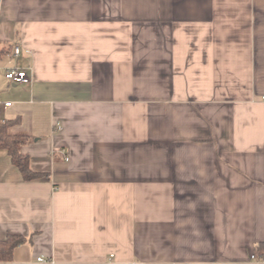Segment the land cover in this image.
<instances>
[{"label": "crops", "instance_id": "0c3cea01", "mask_svg": "<svg viewBox=\"0 0 264 264\" xmlns=\"http://www.w3.org/2000/svg\"><path fill=\"white\" fill-rule=\"evenodd\" d=\"M1 87L0 264H264V0H0Z\"/></svg>", "mask_w": 264, "mask_h": 264}, {"label": "trees", "instance_id": "16d2710c", "mask_svg": "<svg viewBox=\"0 0 264 264\" xmlns=\"http://www.w3.org/2000/svg\"><path fill=\"white\" fill-rule=\"evenodd\" d=\"M0 107V151L5 150L10 155L13 163L20 169L24 179L33 180L44 176V173L35 172L30 167V157L22 152L25 144L30 142L27 135L12 134L9 129L12 121L2 118ZM27 241L21 235H8L5 240H0V261H10L13 258L14 249ZM255 255L258 259H264V242L256 248Z\"/></svg>", "mask_w": 264, "mask_h": 264}, {"label": "built area", "instance_id": "2783aa9c", "mask_svg": "<svg viewBox=\"0 0 264 264\" xmlns=\"http://www.w3.org/2000/svg\"><path fill=\"white\" fill-rule=\"evenodd\" d=\"M15 54H20V48L16 47ZM6 77L11 80L14 83H23L28 84L31 81L30 76L25 70L19 69V68H10L6 72ZM264 99V95H263ZM10 102H7L6 105H10ZM252 259H257V256L255 254H252ZM40 261H45L43 257H39ZM264 262V259H257Z\"/></svg>", "mask_w": 264, "mask_h": 264}, {"label": "rangeland", "instance_id": "374dc122", "mask_svg": "<svg viewBox=\"0 0 264 264\" xmlns=\"http://www.w3.org/2000/svg\"><path fill=\"white\" fill-rule=\"evenodd\" d=\"M2 83H3V79H2ZM0 90H3V92H4L5 88L4 87H1Z\"/></svg>", "mask_w": 264, "mask_h": 264}]
</instances>
